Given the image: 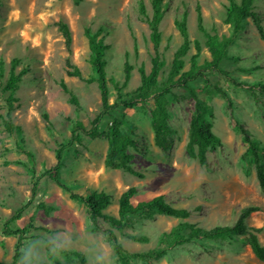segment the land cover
Wrapping results in <instances>:
<instances>
[{"label": "rangeland", "instance_id": "374dc122", "mask_svg": "<svg viewBox=\"0 0 264 264\" xmlns=\"http://www.w3.org/2000/svg\"><path fill=\"white\" fill-rule=\"evenodd\" d=\"M151 16L150 0H0V117H5L7 93L1 87L6 80L10 61L18 59L15 68L25 74L13 95L10 118L21 135L5 132L0 118V262L11 264L16 237L3 236L1 228L15 211L26 205L21 218L10 224L12 229L35 228L26 234L24 244L35 245L42 264H117L102 221L93 227L85 207L69 199L49 178H40L35 196L31 186L35 177L55 164V150L70 138L74 122L90 129V122L101 110L97 84H85L66 75L65 60L79 69L82 77L93 75L88 63L89 49L84 28L95 33L109 48L106 51V79L110 104L116 100L113 83L124 79L125 61L132 67L127 85L121 94L133 92L139 86L138 67L150 71L154 56L145 17L139 13V2ZM238 1V0H235ZM168 7L159 24L161 40L159 55L164 61L158 82L162 84L169 72L174 52L182 40L175 21L185 20L190 41L200 43L198 64L210 59L196 28L195 7L200 8L203 25L209 33L229 36L230 28L223 23L227 0H168ZM254 12L264 29V0H254ZM67 26L70 53L57 24ZM191 46L183 58L189 69ZM126 57V58H125ZM221 69L228 77L206 72L187 88H174L163 99L167 109L168 146L155 143L151 127L152 98L134 108L116 109L97 126L99 136L91 139L77 133L75 142L63 153L59 177L74 193L86 195L102 191L111 196V205L104 211L117 217V201L129 187L136 190L132 205L163 196L176 209L190 212L184 220L208 230L215 226H232L247 207L256 206L259 212L244 220L264 248V194L260 191L254 166L246 154L247 145L236 124L241 125L257 143L264 147V40L251 20H246L235 43L228 48ZM63 82L78 102L69 103L59 83ZM220 88L226 98L216 93ZM205 104L211 111L212 133L220 143L206 152V164L187 156L189 122L196 103ZM113 118H121L123 131L132 128L134 145L131 167L142 175L138 178L122 170L104 166L107 150L106 135ZM196 150L195 146L193 147ZM27 155H31V158ZM43 205L48 209L40 208ZM127 229L114 230L122 247L129 253L156 249L160 236L168 233L180 220L154 214L151 218L131 217ZM134 238H145L138 242ZM61 244L63 252L53 255L49 247ZM31 251V248L29 249ZM73 252L84 258L81 263ZM15 264H20V260ZM131 264H264L256 259L240 236L234 239H198L176 246L157 260Z\"/></svg>", "mask_w": 264, "mask_h": 264}, {"label": "trees", "instance_id": "16d2710c", "mask_svg": "<svg viewBox=\"0 0 264 264\" xmlns=\"http://www.w3.org/2000/svg\"><path fill=\"white\" fill-rule=\"evenodd\" d=\"M227 1L228 5L225 8L223 23L230 28L229 36H218L215 33H209L203 25L200 8L198 6L195 7L196 28L197 31L202 34L204 38L203 45L210 56V59L204 61L201 65L198 64L199 53L201 50L200 43L197 40L190 41L185 20L174 22L182 42L174 52L169 72L162 84H159L158 77L165 63L158 52L161 40L159 24L167 10L169 2L168 0H150L151 16L148 17L146 15L145 5L140 1L139 13L145 17L149 29V39L154 52V56L150 60V71L146 74L143 66L140 65L137 69L140 82L139 86L133 92L122 95L121 89L127 85L132 70V67L127 61H125L123 64V82L120 85L113 83L116 91V100L112 104L108 101V80L106 79L105 72L107 64L105 55L109 47L103 43L102 38H98L101 29L95 33L91 32L89 28H84L83 30L84 37L88 43V63L93 72L92 76L88 78L82 77L79 69L72 65L68 58L65 60L66 75L68 77L76 78L85 84H92L94 82L97 84L100 94L101 110L90 122L91 127L88 130L85 129L80 122L73 123L70 130L71 136L69 140L66 143L60 144L55 150L54 166L45 169L38 177L34 178L31 186V196L33 198L36 194L40 178L46 177L53 181L58 188L68 194L70 200L80 203L85 207L89 221L93 227H97L99 221H102L109 226V228L105 230L106 238L108 244L112 248L117 264H131L134 260L149 263L152 260H157L164 256L168 250L193 240H220L224 238L231 240L234 239L235 236L242 237L256 259L264 263V248L259 244L255 234L250 232L244 224L245 218L252 213L260 211L259 207L251 206L242 210L238 220L232 226H215L211 229L205 230L184 221L189 218L190 212L185 209H176L172 207L161 195L153 197L147 201L139 202L136 205H132L131 199L135 196L136 190L134 187H129L119 196L117 201V217H113L104 214V211L111 205V196L102 191H92L86 195L74 193L59 177V172L62 168L63 153L73 145L77 133H82L91 139L97 138L99 136L97 126L105 116L119 108L125 110L132 109L137 104H142L150 98H152L155 103V109L151 112V127L155 136V143L162 148L168 146L165 139V136L168 133V114L166 102L161 99L166 95H169L174 88H187L189 83L194 82L198 78H202L206 72L217 73L218 75L227 78L228 73L221 69V64L227 59L228 48L235 43V40L242 30V26L246 20L252 21L260 38L264 40L263 25L257 14L254 12V0ZM57 27L64 39L66 51L70 53L71 37L69 30L63 23H58ZM191 46L194 49V53L189 58V69L184 71L183 58L186 56ZM9 64L10 67L6 80L1 87L2 93L8 94L5 99L7 108L5 117L0 118L6 133L9 135L13 133L21 135L20 128L15 126L11 121L10 112L13 110V95L18 89L21 77L25 74V71L21 70L18 73L15 72V68L19 64L18 59H12ZM1 67L2 64L0 63V74L2 72ZM59 86L61 90L68 95L69 103L78 108V102L75 95L68 90L63 82H60ZM258 87L264 91V85L259 84ZM214 89L216 93L224 98L227 97L220 88L215 87ZM195 108V113L192 115L189 122L186 152L189 158L196 159L202 166L206 164V152L219 145L220 141L211 131L213 115L208 107L203 103L197 102ZM123 125L124 122L121 118H113L109 123L106 135L107 150L104 159V166L111 170H122L132 176L142 178V175L134 171L131 167L132 155L128 152V149L134 145L132 139L133 133L131 131L132 128L123 131ZM236 127L242 134L243 142L247 145L246 154L250 156L259 189L264 194V147L252 139L241 125L236 124ZM194 146L196 148L195 151L193 148ZM27 156L31 158V155ZM29 202L27 204H29ZM27 204L18 208L14 215L8 219L1 228V234L3 236L16 237L11 264H15L20 260V252L22 251V246L26 240V234L30 230L35 229L32 225V221H30L26 228L12 229L10 227L12 222L21 218V214ZM40 208L44 211H48L43 205H40ZM154 214L176 218L181 222L171 228L168 233H164L160 236L159 244L156 249L143 253L127 252L116 237L114 230L122 232L127 229L131 217L141 216L145 219H149ZM134 239L138 242L146 241L145 238ZM72 254L81 263H84L82 255L76 252H73ZM0 264L3 263L0 262Z\"/></svg>", "mask_w": 264, "mask_h": 264}, {"label": "clouds", "instance_id": "9594fccd", "mask_svg": "<svg viewBox=\"0 0 264 264\" xmlns=\"http://www.w3.org/2000/svg\"><path fill=\"white\" fill-rule=\"evenodd\" d=\"M30 248L31 251H29ZM57 249L60 252L65 250L61 244L57 243L49 247V252L55 255ZM20 264H42V256L39 248L35 245L24 244L20 252ZM97 264H105V259L102 256L99 257L97 259Z\"/></svg>", "mask_w": 264, "mask_h": 264}]
</instances>
